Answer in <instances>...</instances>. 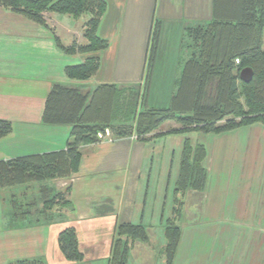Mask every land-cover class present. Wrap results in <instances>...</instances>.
I'll return each mask as SVG.
<instances>
[{"label": "crops", "instance_id": "0c3cea01", "mask_svg": "<svg viewBox=\"0 0 264 264\" xmlns=\"http://www.w3.org/2000/svg\"><path fill=\"white\" fill-rule=\"evenodd\" d=\"M103 1L106 11L97 35L107 42V48L88 55L68 54L57 46L55 38L65 48L73 43L87 44L84 32L76 34L74 26L54 16L59 14L49 13L52 21L44 14L46 29L0 6V121L11 125V131L0 137V161L65 150L70 129L41 122L45 99L54 85L79 87L86 92L103 84L141 86L155 27L158 43L147 106H167L182 66L183 32L210 20L212 1L162 0L158 16V12L151 16L143 11L142 0ZM88 57L100 60L96 75L84 83L69 82L65 69ZM161 84L167 88L159 91ZM166 125L145 136L144 141L133 139L135 135L115 138L106 130L99 143L81 146L78 171L68 180L55 183L57 190L65 193L67 203L54 205L52 212H43L40 206L34 212L0 208V264H109L114 230L121 223L142 225L148 237L130 244L126 264L129 260L147 263L144 247L154 249L151 226L143 224V219L136 223L139 208L134 196L148 150L146 142L176 133L173 130L177 128L166 129ZM199 135L196 145L206 148L208 181L203 191L191 193L197 195L199 203L196 210L185 215L190 219L181 228L174 264H264V126L254 124L217 135ZM59 182H63L61 186H57ZM173 208L174 200L170 212ZM252 216L261 219L258 225H242ZM159 223L163 238L158 248L166 264L165 222L161 219ZM68 228L75 232L80 260L69 259L61 251L59 234ZM253 236L261 237V241L256 240L259 251L255 253L251 252Z\"/></svg>", "mask_w": 264, "mask_h": 264}, {"label": "trees", "instance_id": "16d2710c", "mask_svg": "<svg viewBox=\"0 0 264 264\" xmlns=\"http://www.w3.org/2000/svg\"><path fill=\"white\" fill-rule=\"evenodd\" d=\"M211 1L208 23L189 27L183 32L181 51L187 39L192 42L194 50L180 62L181 70L165 108L147 106L158 43L155 27L142 85L138 88L103 84L85 93L79 87L60 84L51 88L45 99L41 122L70 129L66 148L0 161V190L39 186L37 193L43 212L50 211L56 203L66 204L65 193H52L45 183L68 180L75 174L81 160L79 148L99 143L98 135L105 136L106 130L115 138L135 135L144 141L145 136L166 122L178 125L173 132L202 135H217L254 124L264 126V0ZM0 6L45 28L43 13L68 15L74 19L87 14L89 19L83 34L87 44L73 43L65 48L55 38L57 46L68 54L77 52L83 55L96 54L107 48V42L97 35L100 19L106 11L103 0H0ZM99 66L98 57H88L79 65L67 67L65 77L72 83H84L96 75ZM247 68L253 76L250 82L244 83L240 72ZM125 93H128L127 97ZM10 131V123L0 121V137ZM206 157L203 145L192 147L189 140H185L175 183L174 217L165 222L166 264H174L181 237V226H177V221L182 203L178 204L177 195L201 192L206 188ZM177 206L180 208L176 212ZM147 238L142 225L117 224L109 264H126L130 244L144 242ZM59 244L67 258L80 260L72 228L59 234ZM12 264L42 263L20 261Z\"/></svg>", "mask_w": 264, "mask_h": 264}, {"label": "rangeland", "instance_id": "374dc122", "mask_svg": "<svg viewBox=\"0 0 264 264\" xmlns=\"http://www.w3.org/2000/svg\"><path fill=\"white\" fill-rule=\"evenodd\" d=\"M161 2L162 0H142L140 5L143 11L146 10L147 13H151V16L154 15V12L156 13L158 12L156 14L158 16L160 12L159 7ZM44 14L47 20L52 21L50 20V17L52 15L49 14V12L43 13V19H44ZM165 14L171 15L168 12H165ZM186 15L187 14L185 13L184 16ZM54 16L61 17L62 20H65L64 21L65 23L67 24L69 23L72 26H74V32L76 34L80 32H84L85 29L82 27V23L89 18V15L87 14L83 15L78 20H74L72 17L65 15H54ZM208 21L206 23H208ZM48 24L49 26L52 25L51 22H49ZM46 26H47L46 29H48L49 27L47 24ZM79 40L81 41V38H79ZM62 41L64 44H67L66 40L63 39ZM184 44H185L184 45L185 48H183V50L180 53L181 55L180 62L185 61L194 50V46L192 42L188 41V39L187 42H184ZM263 48H264V36H263ZM123 88L127 89L128 87H123ZM164 88L167 87L164 84H161L159 91H161V89L164 90ZM81 91L85 93L88 90L81 89ZM154 93H153V98H154ZM127 96L128 93H125V97ZM120 104H122V101ZM149 107H151V105ZM117 118H119V116H117ZM166 124L167 125L164 127L166 129H174L178 127V125H176L174 122L171 123L166 122ZM160 127L158 129H160ZM107 132L111 134L110 131L107 130ZM109 136L111 137V135ZM199 136L200 135L195 132H190L188 134L177 133V132L173 134L166 133L164 136H159L153 138L151 141L146 142L148 150L147 152H145L144 158L142 159L141 181L134 196L135 197L134 201H136L137 207L139 208L137 211L139 212V216L137 217L138 220L137 219L135 220L136 223H138L139 220L143 219V224H145L147 227L151 226L149 234L152 237V241H151L152 243L150 244L152 247H154V249L149 250V248L144 247V251L146 252V255L144 256L145 259L148 260V262L145 264H164L163 256L160 254L158 248V245H160V242L162 241L163 238L162 235L163 228L161 227L159 222L161 219L163 222H166L168 219H172L174 217L172 215L173 213L170 212V209L173 205V200L176 198L174 194V188L179 175V161H180L183 145L185 140L188 139L190 145L194 147L196 143H200L198 140ZM103 138L104 136L102 135L98 136L99 140ZM132 138L137 139L136 137H132ZM203 141L205 140L203 139ZM207 165L208 163L206 162V166ZM56 181L58 180L48 181L47 183H45L46 184L45 186L48 187L52 191V193L55 192V194L59 192L57 190V187L55 186ZM62 183L63 182L57 183L58 184L57 186H61ZM65 186L67 185L65 184L62 186L63 188L62 190H65ZM38 189L39 186L37 187V185H31V187L28 189L27 188L24 189V187L22 188L16 187L11 189L0 190V208L4 211L7 210L10 211L13 209V206H15L17 208L16 210H14L15 212H24V210L27 208H28L27 210L28 212H34L37 207L39 206L42 207L39 200L36 201V198L39 199V195L37 193ZM191 193L192 192L189 191L183 196L180 194L177 195L178 204H180V202L182 203V208H180V206H177L175 209L177 212L178 208H180L179 209L180 217L177 221V226H181V228H183V226H185L186 221L190 219L189 216L185 218L187 212H192L190 210H194L196 205L199 203V199L197 198V195L193 196L192 195L193 193L192 194ZM26 204L28 207L26 206ZM55 205L62 206L59 203H56ZM47 212H52V211H47ZM60 212H65V211L61 210ZM184 218L186 220H184ZM248 221L249 222H242V225H244L245 227L254 228V225H258L261 219L258 216H252V218ZM254 238L255 237L253 236L252 237L253 248L251 249V252L255 253L259 251L258 247L255 246L257 241H261L260 239L261 237L257 239ZM163 242H165V240H163ZM138 257L142 258L140 255ZM128 264H137V262L134 260L133 261L129 260Z\"/></svg>", "mask_w": 264, "mask_h": 264}, {"label": "water", "instance_id": "95a60500", "mask_svg": "<svg viewBox=\"0 0 264 264\" xmlns=\"http://www.w3.org/2000/svg\"><path fill=\"white\" fill-rule=\"evenodd\" d=\"M252 71L250 69H244L240 72V79L244 82V83H248L251 81L252 79Z\"/></svg>", "mask_w": 264, "mask_h": 264}, {"label": "built area", "instance_id": "2783aa9c", "mask_svg": "<svg viewBox=\"0 0 264 264\" xmlns=\"http://www.w3.org/2000/svg\"><path fill=\"white\" fill-rule=\"evenodd\" d=\"M98 136H100V135H98ZM134 137H136V136H134Z\"/></svg>", "mask_w": 264, "mask_h": 264}]
</instances>
